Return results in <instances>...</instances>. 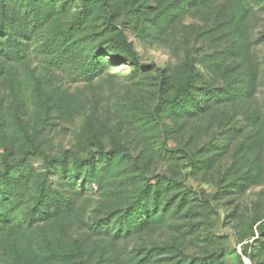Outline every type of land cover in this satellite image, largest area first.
Wrapping results in <instances>:
<instances>
[{"label": "rangeland", "instance_id": "374dc122", "mask_svg": "<svg viewBox=\"0 0 264 264\" xmlns=\"http://www.w3.org/2000/svg\"><path fill=\"white\" fill-rule=\"evenodd\" d=\"M106 1L0 0V264H264V0Z\"/></svg>", "mask_w": 264, "mask_h": 264}, {"label": "trees", "instance_id": "16d2710c", "mask_svg": "<svg viewBox=\"0 0 264 264\" xmlns=\"http://www.w3.org/2000/svg\"><path fill=\"white\" fill-rule=\"evenodd\" d=\"M101 1H103L105 3V5L108 6V3H107L106 0H101ZM119 34L122 35L121 32ZM123 41H124L123 43L125 44L126 48L128 49V52L132 56L135 57L134 51L132 49H130V48H132V45L127 42L126 38H123ZM191 73L192 72L190 70L189 71L190 76L188 75V77L185 79V81L183 83H181L179 85V87L175 90V95H174V98H173L174 100L179 99L181 96H183L184 94L187 93L188 88H189L190 83H191V78H192V74ZM121 148L122 147H121V145L119 143L113 142L112 145H111V148L109 150L105 151L103 149V147L98 146L96 152L100 155L101 159H109L111 154L119 151ZM86 161L90 162V161H92V159H74V163L78 164V165L84 164V162H86ZM47 162L51 163L52 159H48ZM50 218H48V219H50ZM15 257L16 256H13L14 261L11 262L12 264H30V262L28 260L24 261L23 263H20L19 258L18 257L15 258Z\"/></svg>", "mask_w": 264, "mask_h": 264}]
</instances>
